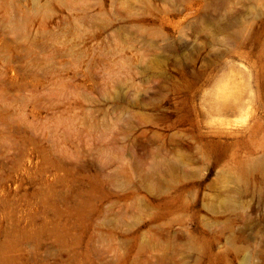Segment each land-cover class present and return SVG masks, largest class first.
<instances>
[{
    "label": "rangeland",
    "instance_id": "374dc122",
    "mask_svg": "<svg viewBox=\"0 0 264 264\" xmlns=\"http://www.w3.org/2000/svg\"><path fill=\"white\" fill-rule=\"evenodd\" d=\"M0 264H264V0H0Z\"/></svg>",
    "mask_w": 264,
    "mask_h": 264
}]
</instances>
